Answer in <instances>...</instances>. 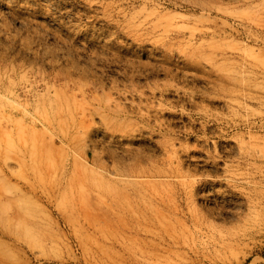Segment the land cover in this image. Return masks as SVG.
<instances>
[{
  "label": "rangeland",
  "instance_id": "obj_1",
  "mask_svg": "<svg viewBox=\"0 0 264 264\" xmlns=\"http://www.w3.org/2000/svg\"><path fill=\"white\" fill-rule=\"evenodd\" d=\"M0 264H264V0H0Z\"/></svg>",
  "mask_w": 264,
  "mask_h": 264
},
{
  "label": "bare ground",
  "instance_id": "obj_2",
  "mask_svg": "<svg viewBox=\"0 0 264 264\" xmlns=\"http://www.w3.org/2000/svg\"><path fill=\"white\" fill-rule=\"evenodd\" d=\"M53 189V187H52ZM106 196V195H105ZM96 197L98 198L99 202L103 203L106 205L107 209H108V213L107 215H112L113 217H117L121 224L123 226L126 225L125 221L123 220V210L119 209L120 206H122L121 204H115L113 203L110 199V201H108V199L106 197H102L100 192L96 193ZM161 205V204H160ZM178 205L175 204H171V206H169L168 210L172 211L174 214L177 213V208ZM178 215V214H177ZM141 218L142 220H144L145 222L148 221V217L147 215L144 216V213H141ZM151 218L154 220V222L158 225V227H156V230H154V234L156 235V233L160 232L159 229H161V231L163 233H166L169 237L175 239V235H174V226L172 225V223L167 220V216L165 214V212L163 211L162 208L160 207H155L153 208L152 212H151ZM111 226L109 224H106V229H110ZM154 228V227H153Z\"/></svg>",
  "mask_w": 264,
  "mask_h": 264
}]
</instances>
